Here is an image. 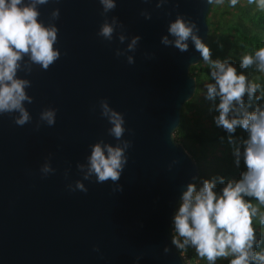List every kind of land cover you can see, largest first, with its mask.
Listing matches in <instances>:
<instances>
[{
	"label": "water",
	"instance_id": "water-1",
	"mask_svg": "<svg viewBox=\"0 0 264 264\" xmlns=\"http://www.w3.org/2000/svg\"><path fill=\"white\" fill-rule=\"evenodd\" d=\"M155 3L116 0L107 14L118 18L126 36L141 37L131 65L114 55L124 47L115 34L111 42L96 35L103 19L98 0H49L39 7L45 24L51 9H59L53 23L60 56L46 70L34 65L27 76L17 73L30 80L32 102L24 106L31 122L17 126L10 115H0V264H133L137 256L139 264H184L170 243V218L198 169L172 133L195 91L189 68L201 58L190 42L180 52L161 45L159 37L180 13L196 23L205 43L210 2L168 0L159 9ZM101 98L123 113L131 129L123 137L131 146L117 182L121 191L94 179L82 181L86 192L68 191L65 185L81 178L75 164L85 162L89 145L98 139L115 143L99 115ZM45 107L56 109L55 123L36 129ZM45 157L55 172L41 178Z\"/></svg>",
	"mask_w": 264,
	"mask_h": 264
},
{
	"label": "clouds",
	"instance_id": "clouds-1",
	"mask_svg": "<svg viewBox=\"0 0 264 264\" xmlns=\"http://www.w3.org/2000/svg\"><path fill=\"white\" fill-rule=\"evenodd\" d=\"M216 2L222 3V0ZM237 2L229 0L233 7ZM48 3L49 0H0V115H10L17 126L32 121L24 106L25 102H32V97L26 93L30 80L18 76V71L27 76L34 65L46 70L60 56L59 49L54 47L58 29L53 23L59 16V9H51L47 24L38 19L39 7ZM167 3L168 0H156L154 7L159 9ZM248 3H255L258 9L264 10V0H248ZM98 4L103 19L96 35L111 42L115 34L117 42L124 47H116L114 55L123 56L129 65L133 64L131 53L135 52L141 37L126 36L118 18L107 15L116 7V0H98ZM139 14L145 20L150 18L147 10L141 9ZM198 32L192 19L177 13L168 21L166 34L160 35L159 42L180 52L187 51L190 42L198 51L211 81L203 85V95L213 102L210 111L217 113L213 123L225 133L221 140L229 145L233 166L240 169L243 162L244 167L238 178L226 179L223 175L211 174L207 178L192 176L185 183L170 218V243L176 249H194L206 264H216L218 258L227 259V264H264L262 240L253 227L254 220L264 225V211H260V206H264V102L252 103L253 99L262 100L257 95L260 85L243 71L254 66L258 72H264V47L255 49L250 55H242L238 71L229 58L211 59L210 49ZM145 55L150 58L152 54ZM98 108L99 115L109 124L106 133L115 143L98 139L89 145L85 162L75 164L81 178L66 184L68 191L86 192L82 181L93 179L96 183L110 181L114 191H121L122 186L117 182L131 146V140L123 137L126 131L131 134V129H126L123 113L110 107L106 99L98 101ZM55 118L56 109L45 107L39 112L34 127L38 129L41 123L52 126ZM237 128L245 135L234 136ZM176 163L173 159L168 168ZM38 171L41 178L55 172L49 157L44 158ZM67 174L65 169V177ZM93 251L99 250L93 246ZM168 251L165 245L163 252ZM140 259L137 256L133 264H139Z\"/></svg>",
	"mask_w": 264,
	"mask_h": 264
},
{
	"label": "rangeland",
	"instance_id": "rangeland-1",
	"mask_svg": "<svg viewBox=\"0 0 264 264\" xmlns=\"http://www.w3.org/2000/svg\"><path fill=\"white\" fill-rule=\"evenodd\" d=\"M255 9H258L256 4H250L248 0H238L234 7L229 4V0H222V3L211 0L206 22L211 23L212 26L210 30L208 29L205 40V44L210 49L211 59L219 58L223 60L229 58L230 62L240 71V57L244 54H252L255 49L261 46L255 43H242L236 33L228 32L222 28L237 22H243L252 30H264V21L253 23L244 16L245 11ZM195 66H206V64L200 59ZM243 71L250 80H257L260 76H264V72H258L254 66H250ZM193 78L196 82L194 94L180 110L179 126L181 133L173 132L172 138L174 142L185 148L195 162L198 169L197 177L207 178L211 174H219L226 179L238 178L241 168L244 167L243 162L240 169L233 166L229 145L226 140H221L225 133L221 134L223 130L213 123V116L217 114L215 111H210V105L213 102L206 100L203 95V85L211 82L210 78L203 73L196 72H193ZM260 96L262 97L261 101L253 99L252 103L264 102V97ZM236 131L243 132L239 128ZM192 135H200L202 143L196 142L195 139L190 137ZM227 170L229 174H226ZM260 211H264L262 206H260ZM262 226L256 229V234L262 240L261 247H264V227ZM190 254L188 264H206V261L197 257L194 249L190 248ZM216 264H227V259L218 258Z\"/></svg>",
	"mask_w": 264,
	"mask_h": 264
},
{
	"label": "trees",
	"instance_id": "trees-1",
	"mask_svg": "<svg viewBox=\"0 0 264 264\" xmlns=\"http://www.w3.org/2000/svg\"><path fill=\"white\" fill-rule=\"evenodd\" d=\"M243 11V10H242ZM244 16L246 18H249L253 23L256 22H262L264 21V10L255 9L253 11H245ZM208 29H211L212 24L207 23ZM223 30H226L231 33H236L238 38L241 40L242 43H255L260 45L261 47H264V30H252L250 29L246 24L243 22H237L233 25H227L222 28ZM193 72L196 73H203L208 76V68L206 66H192L189 68V74L193 77ZM209 77V76H208ZM254 83H257L260 85L257 94H260L264 97V76H260L257 80H252ZM174 132L181 133L180 126H177V129ZM224 133V131H221V134ZM234 136H244V132H235L233 134ZM191 138L195 139L196 142L202 143V137L200 135H192ZM173 139V138H172ZM174 141V139H173ZM243 170V168H241ZM229 174V171H226V174ZM255 202V201H253ZM264 209V206H262ZM261 225L258 223V220L253 221V227L256 230ZM264 227V225L262 226Z\"/></svg>",
	"mask_w": 264,
	"mask_h": 264
},
{
	"label": "built area",
	"instance_id": "built-area-1",
	"mask_svg": "<svg viewBox=\"0 0 264 264\" xmlns=\"http://www.w3.org/2000/svg\"><path fill=\"white\" fill-rule=\"evenodd\" d=\"M178 252V255L180 256L181 260L183 261L184 264H188L190 260V248L187 250H180L176 249Z\"/></svg>",
	"mask_w": 264,
	"mask_h": 264
}]
</instances>
